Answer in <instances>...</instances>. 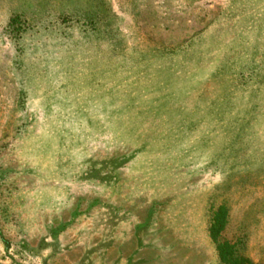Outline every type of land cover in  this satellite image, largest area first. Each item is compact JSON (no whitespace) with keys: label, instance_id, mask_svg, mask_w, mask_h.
Here are the masks:
<instances>
[{"label":"rangeland","instance_id":"1","mask_svg":"<svg viewBox=\"0 0 264 264\" xmlns=\"http://www.w3.org/2000/svg\"><path fill=\"white\" fill-rule=\"evenodd\" d=\"M219 243L264 264V0H0V264Z\"/></svg>","mask_w":264,"mask_h":264},{"label":"trees","instance_id":"2","mask_svg":"<svg viewBox=\"0 0 264 264\" xmlns=\"http://www.w3.org/2000/svg\"><path fill=\"white\" fill-rule=\"evenodd\" d=\"M220 216L223 217V219H224V215L220 212L219 215H217V218L214 219V222L211 226V234L215 240H217V235L222 230V228L224 226L223 220H222V218H220ZM225 245L227 246V248L230 247L229 244H225ZM218 248H219V251L221 253V258L225 261V263H227V264L230 263V259H227V256H230V254L232 253L231 250L227 249L226 251H224V247H222L220 243L218 245ZM230 264H234V263H230Z\"/></svg>","mask_w":264,"mask_h":264}]
</instances>
